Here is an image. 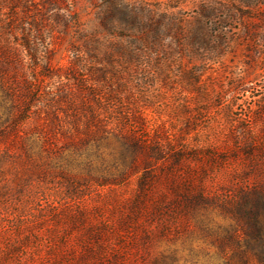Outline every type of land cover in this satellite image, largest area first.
I'll list each match as a JSON object with an SVG mask.
<instances>
[{
  "label": "rangeland",
  "instance_id": "obj_1",
  "mask_svg": "<svg viewBox=\"0 0 264 264\" xmlns=\"http://www.w3.org/2000/svg\"><path fill=\"white\" fill-rule=\"evenodd\" d=\"M0 46L33 112L0 133V264H225L221 208L136 214L149 158L126 140L181 151L219 201L264 179V0H0ZM72 101L103 121L76 155L61 147Z\"/></svg>",
  "mask_w": 264,
  "mask_h": 264
},
{
  "label": "trees",
  "instance_id": "obj_2",
  "mask_svg": "<svg viewBox=\"0 0 264 264\" xmlns=\"http://www.w3.org/2000/svg\"><path fill=\"white\" fill-rule=\"evenodd\" d=\"M4 51L0 46V89L5 92L11 104L8 111L4 113L5 119L0 122V133L2 136L11 133L17 137L22 132L20 129L30 123L33 112L31 107H28L30 103L26 97L25 99L22 98L25 94L21 97L18 96L19 93L6 81L7 68L4 67L1 60ZM95 102L97 103V100ZM2 104H6L4 99L1 101L0 106ZM70 107L72 110L71 120L68 123L70 127L64 128L61 133L66 139L61 147L65 150L73 149L74 152L72 153L76 155L82 149L87 148L92 140L100 139V136H98L100 130H96L94 127H103V121L100 116L101 112L92 109L89 104H79L72 101ZM80 107L85 108V111L90 113L89 119H85V123L81 119V113H79ZM33 128L40 131L38 136L41 135L46 143H51L52 137L48 138L49 135L46 133L42 135L44 124H39ZM130 141L126 140L136 150L140 147L144 148L149 158L146 161L148 167L138 178V191L130 201L136 214L141 211V206L147 208V204L153 211L159 213L177 208L178 210L191 211L194 215L206 211L208 207H219L229 221V224L224 226V232H222V238L219 241L225 264H264V179L256 185L239 188L236 194L230 191L224 201H219L216 196L207 193L204 189H199L198 183L194 179V176L198 173H195L194 169L182 173L184 167L181 151L176 150L174 152L170 145L160 141L147 143V140H143L142 144L131 139ZM248 148H251V146H248ZM169 151L173 152L172 155L166 156ZM184 151L182 150V152ZM158 161L168 162L159 166L160 172H154L151 163H157ZM88 163L92 166L89 160ZM262 166L264 168V164ZM202 171L204 174V169ZM128 177L127 171H121L118 172V179L115 183L109 180L106 181V179L104 185H125ZM157 182L160 185L165 184V190L167 191L155 195L154 192L157 190L155 183ZM169 194H172L173 198H169ZM105 228L106 225H100L95 229H91L90 234L97 238L102 235L101 230Z\"/></svg>",
  "mask_w": 264,
  "mask_h": 264
}]
</instances>
